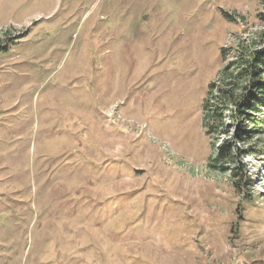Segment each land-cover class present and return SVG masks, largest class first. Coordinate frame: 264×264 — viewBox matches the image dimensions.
I'll use <instances>...</instances> for the list:
<instances>
[{
    "label": "rangeland",
    "instance_id": "obj_1",
    "mask_svg": "<svg viewBox=\"0 0 264 264\" xmlns=\"http://www.w3.org/2000/svg\"><path fill=\"white\" fill-rule=\"evenodd\" d=\"M262 48L264 0H0V264H264V109L203 114Z\"/></svg>",
    "mask_w": 264,
    "mask_h": 264
},
{
    "label": "trees",
    "instance_id": "obj_2",
    "mask_svg": "<svg viewBox=\"0 0 264 264\" xmlns=\"http://www.w3.org/2000/svg\"><path fill=\"white\" fill-rule=\"evenodd\" d=\"M226 52L223 49V57L227 55ZM256 95H261L260 99ZM263 109L264 48L244 51L237 49L232 60L219 72L218 81L208 87L203 103L206 133L209 137L222 136L233 129L237 140L248 142L254 133L249 128L250 123L254 124L252 113L262 112ZM233 159L231 143H223L217 147L211 168L224 171L225 166L220 163Z\"/></svg>",
    "mask_w": 264,
    "mask_h": 264
}]
</instances>
